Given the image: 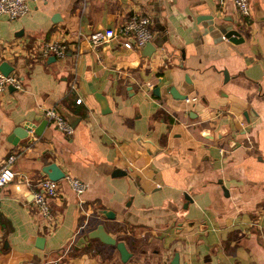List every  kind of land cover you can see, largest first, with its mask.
<instances>
[{"label": "crops", "instance_id": "0c3cea01", "mask_svg": "<svg viewBox=\"0 0 264 264\" xmlns=\"http://www.w3.org/2000/svg\"><path fill=\"white\" fill-rule=\"evenodd\" d=\"M256 1L264 11V0H251L250 15L232 0H27L18 17L0 13V53L23 81L0 93V165L16 154V176L0 195V264H264V14L256 19ZM135 13L152 18L151 55L118 38L92 47L91 31ZM231 26L243 41L224 36ZM46 39L64 40L66 55L41 54ZM171 85L196 99L174 96ZM46 106L74 131L56 127ZM19 125L31 128L14 143ZM52 161L87 188L78 194L60 178L48 221L31 190ZM99 224L124 241L127 259L89 235Z\"/></svg>", "mask_w": 264, "mask_h": 264}, {"label": "built area", "instance_id": "2783aa9c", "mask_svg": "<svg viewBox=\"0 0 264 264\" xmlns=\"http://www.w3.org/2000/svg\"><path fill=\"white\" fill-rule=\"evenodd\" d=\"M219 3H225L227 0H216ZM236 9L242 15H250L253 11L251 0H232ZM29 10L27 0H0V13L4 12L10 18L18 17ZM152 18L149 14H132L125 21L117 26H106L91 31L88 39L92 47L97 48L100 44L109 41L112 38H118L125 47L134 48L144 46L154 37L152 28ZM68 45L61 39H46L40 44L39 52L43 55L55 54L57 57L66 55ZM4 56L0 53V61ZM10 85L21 88L23 86L22 78L14 71L4 73L0 69V93L7 90ZM147 85L152 86L148 83ZM187 100L196 99V96L185 97ZM81 97L76 100L81 101ZM43 114L55 124L56 127L71 134L74 126L68 118L56 107L46 106L42 108ZM16 157L14 152L9 153L6 160L0 165V195L3 187L14 180L16 171L13 168V162ZM65 177L71 187L78 193H83L87 188V182L79 176L65 174ZM59 179H53L48 175L40 177L32 184L33 203L36 206L41 218L50 221L52 219L51 200L59 194ZM21 181H16V187L20 188ZM40 264H57L56 260H42ZM189 264V263H186Z\"/></svg>", "mask_w": 264, "mask_h": 264}, {"label": "water", "instance_id": "95a60500", "mask_svg": "<svg viewBox=\"0 0 264 264\" xmlns=\"http://www.w3.org/2000/svg\"><path fill=\"white\" fill-rule=\"evenodd\" d=\"M260 11L262 12V14H264V11L261 8L259 2L256 1V3H255L256 19H262L263 18L259 15ZM224 36H226L230 40L237 41V42L244 40V36H243L242 32L236 26L228 27L224 33ZM155 43H156L155 41L150 40L144 45V48L146 50L145 52L147 55H151L152 52L156 49ZM50 58L56 59V55L51 54ZM13 68H14V65L9 60L3 59L0 61V69L4 73L10 72L11 70H13ZM225 73L227 74L226 71H225ZM9 87L13 88L14 86L10 85ZM169 88H170V92L174 96L180 97V98L187 97V93H181L175 85H171ZM94 93H95L96 98L101 103L103 109L109 110V106H108V102H107V98H106L105 94L103 92L97 91V90H95ZM70 120H72V122H74L72 117H70ZM30 128H31V125H25V126L19 125V126H17L13 130V132L10 134V140L14 143H17V141L19 140L20 137H24V136L28 135V130ZM142 143L146 145L148 151H150L151 153H153L157 149L155 143L151 139H143L142 138ZM42 170L44 173H46L49 177H51L53 179H60L63 176H65V174H66V172L55 161L44 164L42 167ZM113 213H114L113 211H109L107 214L112 215ZM89 235H91V236L97 235V236L101 237L106 242L114 243L117 246V248L119 249L122 259H127L131 254V252L128 251L124 241L117 240L112 234H110L103 227V224H99L96 228L91 230ZM43 240H44L43 236L39 235L37 237L38 243L43 241ZM175 259H177V254L175 256Z\"/></svg>", "mask_w": 264, "mask_h": 264}]
</instances>
